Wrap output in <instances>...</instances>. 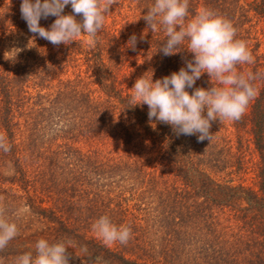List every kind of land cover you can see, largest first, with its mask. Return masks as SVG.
I'll list each match as a JSON object with an SVG mask.
<instances>
[{
	"label": "trees",
	"instance_id": "trees-1",
	"mask_svg": "<svg viewBox=\"0 0 264 264\" xmlns=\"http://www.w3.org/2000/svg\"><path fill=\"white\" fill-rule=\"evenodd\" d=\"M21 3L0 0V133L11 146L8 152L0 149V203L11 207L26 201L33 218L49 226L53 241L75 239L80 249L86 248L84 254H93L102 264H264V249L253 250V245L264 246V0H190L188 19L207 7L232 21L237 38L248 42L255 59L253 64L238 65V70L252 72L258 89L241 119L227 124L213 122L211 141L202 142L197 135H177L171 125L149 121L146 104L130 103L137 78L152 71L153 80L163 78L192 59L186 51L187 42L175 55L158 51L166 34L162 27L148 31L142 18L154 0H118L94 47L88 45L86 36L72 45L54 46L31 33L21 16ZM64 12L70 14L71 5ZM55 19L42 18L40 25L49 28ZM255 22L262 25L261 39L253 38ZM144 30L147 34L140 39ZM133 34L137 37L135 51L127 47ZM81 83H86L84 89L78 88ZM210 86L207 74L194 85ZM79 111L96 114L100 120L97 124L91 121L77 133L85 115L82 113L80 119L63 112ZM42 112L61 113L44 116ZM42 119L47 135L54 134L57 141L48 152L41 150L44 136L35 131ZM244 127L250 131L259 157L255 163L257 180L251 187L226 180L245 160L242 153L236 157L233 146H221L228 136L217 139L221 129ZM85 134L87 139L103 135L116 147L109 151L80 147L77 137ZM148 144L152 153L142 160L141 151ZM97 164L114 165L123 177L153 183L155 179L156 188L162 180L158 211L167 223L163 228L170 232L169 241L154 247L147 229L140 228L141 220L138 223L137 213L144 208L137 207L135 212L115 209L119 204L111 195L91 190L97 188L96 184L88 185V174L99 172ZM70 191L83 199L96 217L112 214L127 220L131 215L126 224L132 230L128 243L117 242L112 247L82 231L88 228V221L74 220L65 211L73 205ZM43 195L53 205L45 207ZM23 242L27 244L25 238ZM7 247L0 251L1 261L11 255L12 249ZM25 250L31 251L28 247Z\"/></svg>",
	"mask_w": 264,
	"mask_h": 264
},
{
	"label": "clouds",
	"instance_id": "clouds-1",
	"mask_svg": "<svg viewBox=\"0 0 264 264\" xmlns=\"http://www.w3.org/2000/svg\"><path fill=\"white\" fill-rule=\"evenodd\" d=\"M118 0H22L20 11L31 33L49 41L54 46L72 45L81 36L87 37L89 46L97 43L111 9ZM72 12L65 14L66 6ZM190 0H154L143 19L152 33L161 27L166 41L158 51L165 56L175 55L187 42V52L192 59L178 72L153 80L143 74L132 89V106L147 105L149 121L171 125L177 135H197L199 141L212 139L213 122L238 121L246 113L251 101L258 95L252 72H241L238 65L255 62L248 42L237 38V28L231 20L207 7L200 8L189 17ZM54 16L49 28L40 20ZM77 16L81 19H77ZM141 18V17H140ZM147 33L140 37L143 39ZM35 39V38H33ZM137 37L133 34L127 47L136 50ZM210 78V87H194L202 75ZM188 89H194L189 92ZM0 149L11 150L6 135L0 133ZM93 231L105 245L117 242L127 244L131 228L117 225L103 215L92 225ZM18 235L17 223L0 208V251ZM71 241L49 242L41 238L31 251L16 258L15 264H70ZM86 252V248L82 249Z\"/></svg>",
	"mask_w": 264,
	"mask_h": 264
},
{
	"label": "rangeland",
	"instance_id": "rangeland-1",
	"mask_svg": "<svg viewBox=\"0 0 264 264\" xmlns=\"http://www.w3.org/2000/svg\"><path fill=\"white\" fill-rule=\"evenodd\" d=\"M261 29H262V25L257 24V22H255V30H254L255 33H253V36H254L253 38H258V39L262 38L261 33H260ZM253 42H255V40ZM261 53H264V46H262L261 48ZM83 86H86V83H84V85L83 83H81L80 86H78V88L80 89ZM84 88L85 87H83V89ZM42 113L44 114V116H56L60 114L61 112H42ZM63 113H70L76 116H80V119H82V116H83L82 111L63 112ZM83 114L85 115V117H83L85 122H82L80 120V123L77 126V133H80V131L82 129H85L86 126H89L91 121H93L92 123L97 124L98 121L100 120V118L97 120L96 114L93 116H89L87 112H84ZM85 123H88V124L85 125ZM224 123L227 124L228 121L226 122L224 121ZM38 124L39 125L36 126L37 129H35V131L37 130L39 132L38 134L40 135L42 134V136H44V139H43L44 141H42V143L40 144L41 148L42 147L44 148L41 150L48 152L50 148L52 147V145L57 143V141L55 142L56 136L54 134L53 136L52 133H50L49 136L47 135L48 127L46 126L44 119L39 120ZM212 127L214 128V126ZM100 132H101L100 129L97 127L96 134ZM217 134H218L217 139L219 138L220 140H224V138L228 136V139H226V143L225 141L224 142L222 141L221 146L225 144L227 146H233V151L236 153V157L237 155L242 153L241 157L242 159L245 160V164L239 165L237 169L235 168V173L229 177H226V180L233 182V184L235 185L243 184L244 186H248V187L253 186L257 180L256 178L257 169L255 168V163L259 161V157L255 151V148L253 145V138L248 128L244 127L240 130L229 128V130L227 131L221 129V132L220 133L218 132ZM97 136L92 139H87L86 134L83 137L79 135V137H77L78 139L80 138L79 146L87 149V146L85 145H88L92 147L90 148L91 150H95L96 148H99V149L101 148L105 151H109L111 148L116 147V146L113 147L112 145L113 143H111L110 140H108L106 137H103V135H101L99 139H97ZM45 141H49V142H46L45 144ZM151 147L152 145L148 144L146 145L145 150L141 151L142 160H144L143 158H145L148 154L152 153ZM237 150L239 152H237ZM65 151L66 149L63 150V152ZM97 165L95 166H97L96 168L98 169L99 172L88 174L89 177H91V180L88 181V185L89 183H90V186L92 184L95 186L96 184V188H97V190L95 191L92 188L91 190L96 193L104 192L108 195H111L110 198L118 201V204H119L118 206L114 205L115 209L120 207L123 209H128L131 212H135L137 207H139L140 209L144 208L142 212L137 213V215L139 216L138 223H140V220L142 223V226H140L139 224L138 226H140L141 229H147V231L150 234V239L154 244V247L155 246L157 247L159 244L162 245L163 243L169 241L170 232L167 231L168 234L165 235L167 232L164 231V228H163L167 223H164L163 219L160 218L159 211H158V209L161 207L159 205L157 198L159 196L158 194H160L159 189H161L163 186V182H161L162 180L158 181L159 187L156 188L155 184L157 182L155 179L153 183L150 180L142 181V180H137L134 177L133 178L123 177L122 173H120L121 172L120 170L116 171V169H114V165H110V166H103L100 164H97ZM118 167L121 169V166H118ZM106 174H109V175H106ZM222 176L224 177L225 175H222ZM69 193L72 194L71 191ZM74 193L75 192L73 191L72 195L69 194L70 196H72V198L70 199L73 205H71V209L70 208L66 209L64 207L66 209L65 211L69 212L71 215V218L74 220H78L80 222L88 221L89 223L88 228H84L82 229V231H85V233L87 232L88 235L90 236L92 235L100 239L92 229L93 223L99 217H96V215L92 211H88L89 209L87 205L84 204L83 199H81L80 197H77V194H74ZM46 195H43V198H45V200L47 201L45 204V207H49L53 205V201L48 199ZM57 196L58 195L56 193L54 197H57ZM125 196L127 200L124 198ZM99 200H101V198H99ZM143 203L147 205L144 207ZM25 204H26V201L24 200H23V204L21 203L17 206L16 204L13 203V205H16V206H11V207H5L3 206L2 203H0V208H2L5 211L6 215L10 219L12 220L14 219L15 221L17 220V224H18V235L9 242V246L12 249L11 255L8 256L6 260L4 259L2 261L0 260V264H15L16 258L18 256L28 252L25 250L26 247L30 248L33 255H35V244L41 238L47 239L50 243L56 242L55 240L53 241V239H51V238H54L52 237L54 235L52 236L50 235L51 233H50L49 226H47L45 222H42L41 220H37L33 218V216L28 211V208ZM119 217L120 216L112 215V214L110 216L112 221L116 223L117 225L129 224L131 221V215L128 216L127 220H123V219L119 220L118 219ZM144 219H147L146 223L143 221ZM24 238L27 240V244H24L23 242ZM70 241L73 245V248L69 249V252L72 254L70 258V264H102L101 261L93 257V254L91 255L84 254L82 249H80L79 247L80 243L75 241V239L70 240ZM18 242L19 243L23 242L22 243L23 245L20 246L19 248H15L14 245ZM9 246L7 248H9ZM110 246L114 247V244ZM241 248L243 250H248V247L246 246H241ZM262 249H264V246L253 245L254 251H257V250L259 251Z\"/></svg>",
	"mask_w": 264,
	"mask_h": 264
}]
</instances>
